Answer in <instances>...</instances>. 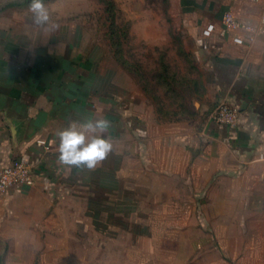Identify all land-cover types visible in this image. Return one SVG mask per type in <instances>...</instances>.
<instances>
[{
    "label": "crops",
    "instance_id": "0c3cea01",
    "mask_svg": "<svg viewBox=\"0 0 264 264\" xmlns=\"http://www.w3.org/2000/svg\"><path fill=\"white\" fill-rule=\"evenodd\" d=\"M179 1L210 76L204 109L225 102L239 112L235 127L156 122L119 76L74 41L0 24V167L26 159L33 168L30 184L0 194V221L12 204L6 198L16 195L55 199L84 219L92 211L122 213L132 203L139 219L155 196L178 186L186 193L192 184L196 195L210 192L215 205L223 195L229 206L233 196L248 195L264 225V0ZM226 14L237 28L224 25ZM90 118L110 122L112 152L95 170L60 165L57 133Z\"/></svg>",
    "mask_w": 264,
    "mask_h": 264
},
{
    "label": "rangeland",
    "instance_id": "374dc122",
    "mask_svg": "<svg viewBox=\"0 0 264 264\" xmlns=\"http://www.w3.org/2000/svg\"><path fill=\"white\" fill-rule=\"evenodd\" d=\"M43 2L57 29L33 24L30 0H0V24H27L38 36L74 41L119 76L156 122H207L214 106L204 109L211 104L210 76L179 0ZM182 188L155 196L139 219L132 203L122 213L92 211L84 219L55 199L8 197L0 264H264V225L248 195L233 196L230 206L223 195L215 205L210 192ZM75 202L84 204L81 196ZM120 215L124 221L115 219Z\"/></svg>",
    "mask_w": 264,
    "mask_h": 264
},
{
    "label": "clouds",
    "instance_id": "9594fccd",
    "mask_svg": "<svg viewBox=\"0 0 264 264\" xmlns=\"http://www.w3.org/2000/svg\"><path fill=\"white\" fill-rule=\"evenodd\" d=\"M28 11L32 14L34 25L46 31L59 27L54 23L49 24L50 12L43 0H30ZM110 127V122L102 118H90L79 125L69 124L57 133V162L69 168L74 166L95 170L113 150V144L105 135Z\"/></svg>",
    "mask_w": 264,
    "mask_h": 264
},
{
    "label": "built area",
    "instance_id": "2783aa9c",
    "mask_svg": "<svg viewBox=\"0 0 264 264\" xmlns=\"http://www.w3.org/2000/svg\"><path fill=\"white\" fill-rule=\"evenodd\" d=\"M258 2L260 0H252ZM223 23L228 28H237L236 22L230 14L223 17ZM207 122L219 127L232 128L239 122V112L226 104L217 102L207 115ZM32 163L26 159H14L0 167V192L13 187H22L32 182Z\"/></svg>",
    "mask_w": 264,
    "mask_h": 264
}]
</instances>
